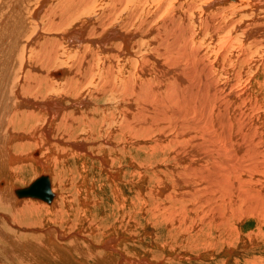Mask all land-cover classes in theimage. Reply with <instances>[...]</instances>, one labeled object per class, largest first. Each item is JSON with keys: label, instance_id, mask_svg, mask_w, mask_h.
Here are the masks:
<instances>
[{"label": "rangeland", "instance_id": "1", "mask_svg": "<svg viewBox=\"0 0 264 264\" xmlns=\"http://www.w3.org/2000/svg\"><path fill=\"white\" fill-rule=\"evenodd\" d=\"M41 15L30 23L39 21ZM0 36H3V31H0ZM236 40L238 39L236 38ZM74 62L70 60L65 66L60 65L50 69V71L52 73L57 69L64 72L76 71L79 62ZM71 66H73V69ZM224 69L229 71L228 67ZM253 72L256 73H254L252 81L249 82L240 81L237 77L236 81L233 80L235 78L224 79L226 78L224 76H221L220 79L224 87L227 85L226 87L230 90L234 87L232 88L233 91L227 89L226 92L227 94L230 92L235 93V96L234 94L233 97L230 96V101L237 100L236 102H238L239 98L245 102L244 105L239 100L242 103V108L239 111L248 113V118L254 113L250 120L245 119V123L239 121V125L220 124L219 126V111L211 112V114L209 112L206 116L208 121H205L204 126H198L197 129L191 127L187 131H197V134L204 133L202 141L208 142L209 140L212 143L216 141L214 144L220 143V145H226L228 141L231 143L250 142L254 144L258 142L259 137L263 136L264 139V68L258 67ZM248 76L249 73L246 78ZM50 77L56 82L62 80L60 76V78ZM87 80L90 81V79ZM87 80L83 84L72 83V87L69 88L70 91L69 89H63L62 92L52 96L53 99L60 100L57 102L60 105V111L54 117L52 116L49 123H39L36 118L32 117L29 123L14 124L11 133L15 136V139L10 142H3L4 134L1 130L5 127L1 126L6 120V115L1 112V110H5V107L0 103V107L2 106L0 108V181L5 183L0 190L4 189L5 186L8 189L24 188L40 175H47L50 177L52 192L56 194L53 202L49 205L37 200H18L15 196L14 198L11 195L9 197V194H5L6 196L3 197L4 201L7 200L6 203L0 199V264H264V204L261 202L253 209L255 199L258 198L256 195L257 190L254 194L244 198L235 195L238 196L236 199L233 196V188L236 183H239L240 189L248 190L251 180H253L252 183L261 185L260 182H264L263 177H259L258 173H255V175L259 178L257 176L253 177L255 175L252 177L246 176V174L239 175L238 171L242 168V163L247 164V162L242 161L240 165H237L240 163L238 162L235 164L236 167L231 166L232 168L229 167L230 169L226 171L221 167V164L219 165L221 162L217 158L218 162L214 163L216 161L214 157L210 158V155L203 157L199 153L193 161L197 164L194 167L195 169L193 163L192 167L180 171L181 174L177 171L176 173L173 168H178L177 165L179 164V168H183V165H181L182 162L177 161L176 158L174 159L173 151L175 149L173 148L175 146H172V143L166 138L173 136L172 134L175 131L169 129L172 134L167 130V134L165 133L164 136L163 133L162 137L159 133H161V129H164V125H153L151 121H145L146 119L143 118H141L144 120L143 123H152H150L152 127L149 124L151 129L149 125L147 126L148 123L142 124L143 126L139 130L141 131L142 128L145 130L141 132L133 127H128L126 125L128 120L126 119L130 118L127 115L131 117V120L135 117L133 114L126 115L125 109H122L125 108L126 98L119 93H109L113 97L102 96L97 99L99 96L97 94L98 86L95 93H93V87L87 84ZM227 82L228 84H226ZM246 83L247 85H245ZM236 84L237 86H235ZM248 86L250 87L248 88ZM235 89H239L240 93L239 90ZM241 90L244 92L242 93ZM25 91H29V88H26ZM245 93L246 97L244 96ZM253 98L256 102H253ZM257 100L261 101L258 105L256 104ZM42 103H48V101H41L38 106H41ZM248 103L253 105L249 107ZM246 105H248V109ZM132 107L133 105L129 106V110L136 109ZM122 110L125 114L122 113ZM246 110L247 112H245ZM248 110L251 111V114ZM216 112L217 114H214ZM225 113L228 120L230 114L229 112ZM68 115L74 120H67ZM122 115L125 116V119ZM217 115L219 117L216 118L218 124L214 119ZM60 119L63 125L56 127ZM234 120L236 121V119ZM207 123L208 125L219 126V128L223 126L222 129L220 128L221 133H218L216 127L208 126ZM241 124L246 125L241 126ZM144 125L147 128H144ZM107 126L112 128L109 129ZM155 126L157 130L153 128ZM249 126L255 131L260 128L257 130L258 132L256 131L257 136L246 133ZM224 127L225 130H223ZM239 129L243 130L240 131ZM237 133L240 134L241 138L236 136ZM228 134L232 136L230 137ZM160 141L163 142L162 149V145H158L161 144ZM164 141L169 144L164 143ZM74 145H79L82 149L76 150L73 147ZM10 151L17 160L13 157L10 160L11 162L9 161L6 153H10ZM237 155H239L238 151ZM202 157H207L204 161L205 164ZM35 158L46 161L45 169L37 165L36 160H33ZM196 158L199 161L202 158V162L195 161ZM15 161H18V163ZM7 164L8 167H6ZM251 164L249 162L247 165L251 166ZM204 165H207V167ZM208 166L212 168H208ZM238 166L239 170L236 171ZM200 167L205 168L200 170ZM196 168H199V170ZM206 170L209 172L213 170L214 174L212 171L208 172L209 176H204L203 174H207L205 173ZM187 171L190 172V175ZM224 171L227 174L223 173ZM182 172H185V174H182ZM220 174L227 177V179L222 178L224 183L221 182L220 177L222 176ZM214 175H217L216 178ZM201 176L206 178V180L203 179L205 182H202L203 177ZM194 178L198 181L196 180V182ZM213 182L216 184L218 182L219 185L221 183V187L217 184L219 187L216 185L218 187L216 189ZM202 183L206 185L207 189ZM229 183L232 185H229ZM234 194H236V191ZM184 197H187V199ZM9 198L11 199L9 200ZM24 202L36 204L29 210L24 209L21 212H16V218L14 217L16 221L13 223L12 218L6 212L11 208L14 209L16 204L19 205ZM4 204L6 207L9 206V209L5 207L4 210ZM44 208H50L51 212L49 211L47 214ZM52 208L53 210H51ZM121 260H124L123 263H121Z\"/></svg>", "mask_w": 264, "mask_h": 264}, {"label": "bare ground", "instance_id": "2", "mask_svg": "<svg viewBox=\"0 0 264 264\" xmlns=\"http://www.w3.org/2000/svg\"><path fill=\"white\" fill-rule=\"evenodd\" d=\"M40 14L42 15L39 21L30 23L34 22ZM28 17L30 19L29 21ZM0 31H3V36H0V103L5 107V110H1V112L6 115V120L1 126L5 127V129L1 130L4 134L3 142H10L12 139H15V136L11 133V130L14 129V124L29 123L32 117L36 118L39 123H49L52 120V116L54 117V115L60 111V105L57 103L60 100L53 99L52 96L62 92L63 89L71 88L72 83L83 84L87 79H90V81L87 80V84L93 87V89L91 88L93 93H95L98 86L97 94L99 96L97 99L102 96L113 97V95H109V93H119L126 98L125 108L122 109H125L126 115L133 114L135 117L131 120V117L127 115V117L130 118L126 119L128 120L126 122L128 127L139 130L143 126L142 124L145 123H143V119H146L145 121H151L153 125H164V129L160 128L161 133H159L162 137L163 133L165 136L167 130L172 134V131L169 129L175 131V133L172 134L173 136L166 138L172 143V146H175V148H173L175 149L173 151V157L174 159L176 158L177 161L182 162L181 165H183V168H179V164L177 165L178 168L172 167L173 171L180 173V171L186 170L190 166L192 167L193 161L199 153V155L203 157L209 155L210 158L214 157L216 160L214 163L220 161L221 163H219V165L221 164V167L226 171L232 168L231 166H235L238 162L240 163L237 165H240L242 161L247 162V164L251 162V166L242 163L240 171H238L239 166L238 169L236 168V171L239 172V175L246 174V176L249 175L251 177L255 175V173H258L259 177L261 176L263 177L262 179H264L263 136L259 137L260 139L258 142L254 144L250 142L231 143L228 141L226 145H220V143L214 144V142H216L214 140L213 143L208 139V142H205V140L202 141L204 133L197 134V131H187V129L191 127L197 129L198 126H204L207 120L206 116L209 112L211 114V112L219 111L220 118L218 115L215 118L213 117L214 119L219 118V126L220 124L239 125V121L244 122L245 119L248 118V113L246 114L239 111L242 108V100L238 98V102H236L237 100L230 101V96L233 94L235 96V93L230 92L227 94L228 87H226L227 85L224 87L220 79L221 76H224L226 77L224 79L235 78L233 80L236 81L237 77L240 81L249 82L252 81L255 75L254 73H256L253 72L255 69L258 67L264 68V0H0ZM236 38L238 40H236ZM75 59V62H79L76 71L64 72L61 69L55 70L54 73L50 71V69H54L60 65L65 66L70 60L74 62ZM225 67H228L229 71L224 69ZM71 68L73 69V66H71ZM248 73L249 76L246 78ZM50 76H60L62 80L61 82H56L50 79ZM247 83L245 85H247ZM226 84H228V82ZM235 86H237V84ZM249 87L250 86H248V88ZM26 88H29V91H25ZM243 92L244 91H242V93ZM245 95L246 93L244 96ZM240 98H242V96ZM247 98L245 99L248 100ZM41 101H48V103H42L41 106H38ZM254 101L256 102L255 99L253 102ZM259 102L261 101L257 100L256 104L258 105ZM243 103L245 105V102ZM263 103L261 104L262 106ZM131 105L136 109L129 110V106L131 107ZM252 105L249 104V107ZM247 106L248 105H246V108ZM250 110H248V112L251 114ZM217 112L214 114H217ZM225 112H229L230 114V118L228 115L229 121L226 119L227 116ZM245 112H247V110ZM122 113H124L123 110ZM253 114L254 113H252V116ZM122 116L123 119H125V116ZM250 118L248 119L250 120ZM234 119H236V121ZM67 120L73 121L74 119L72 120L68 115ZM61 121V119L58 121L56 127H61V125H63ZM215 121L217 122V119ZM151 122H146L145 124L148 123V126ZM218 122L216 124H218ZM246 124H241V126H245ZM211 125L218 129V133H221V127L219 128V126L213 124L208 126ZM144 126V128H147L146 125ZM155 127H153L154 130H157V127L156 129ZM107 128L111 129L112 127L107 126ZM223 130H225V127ZM253 130L254 129L249 126L246 133L254 136L257 134V130H254V132ZM236 136L241 138L240 134ZM166 141H164V143ZM162 143L163 142L158 145H162ZM204 144H206V146H204ZM234 146H236L237 149H235L236 147L234 148ZM73 147L76 150L82 149L79 145H74ZM162 148L163 145L161 146V149ZM237 151L239 155H237ZM6 154L8 155L7 158H9V161L13 159L14 155L11 151ZM21 157L17 158L23 159ZM61 157L63 158V156ZM202 158L200 161L196 158L195 161L202 162ZM203 159L204 162L207 157ZM33 160H36L35 162L37 165L41 166V168L46 166V161H41L39 158ZM9 161L7 162L9 163ZM15 162L18 163V161ZM205 163L206 162H204V164ZM9 165L7 164L6 167ZM196 165L197 164H195L193 168L196 167ZM211 165L213 166L212 163ZM177 166L175 165V167ZM205 167H207V165ZM205 167H200V170H203ZM210 167L208 166V168ZM196 169L199 170V168ZM208 170H206V172L203 171L207 173L203 174L204 176L213 171L209 172ZM187 172L190 175V172ZM201 172L200 175L202 174ZM220 172L222 173L221 170ZM223 173L226 172L224 171ZM182 174H185V172H182ZM191 174L193 175L192 172ZM1 175L3 176V174ZM216 176L217 175H214L215 178ZM221 176V182H223V177L227 179L224 174ZM256 176L257 175L253 177ZM194 177L196 178V176ZM39 178H41V180L37 188L40 192L50 195L48 201L33 197H18L16 195L18 190L27 188ZM200 179L199 177V180ZM203 179L206 180V178L203 177L202 182L204 181ZM196 180L198 181V179ZM245 180L248 181L247 179ZM193 181L190 182L193 183ZM252 181L253 180L250 181L248 190L240 189L239 183H236L233 188L236 194L233 193V196L239 195V197L241 196V198H244L254 194L257 190L256 195L258 198L255 199L253 205V209H255L261 202L264 204V182H260L261 185H259L252 183ZM33 182L24 188L8 189L5 186L4 189L0 190L1 201H4L3 197L5 194H9V197L10 195L12 198L15 196L18 200L30 199L42 201L47 205L51 204L56 194L52 192L50 177L47 175H40ZM231 183H229V185L235 182ZM4 184V181H0V189L3 188ZM214 184V186H216L218 182ZM222 185L224 186V184ZM45 186L48 189L47 191ZM217 186L216 189L219 187ZM202 189L205 191L204 188ZM181 193L183 194L182 191ZM235 197L237 199L238 196ZM184 198L187 199V197ZM10 199L11 198H9V200ZM24 203H20L19 205L16 204L14 209L11 208L6 212L12 218L13 223L16 221L14 219L16 212H21L24 209L29 210L36 204L33 202V204L29 202L26 204ZM250 205H252V203H250ZM3 207L5 210L6 205L4 204ZM54 207L56 208V206ZM229 207L232 208L231 206ZM6 208L9 209V206ZM53 208L51 210H53ZM44 209L48 214L50 208ZM50 216L49 213V217ZM217 218L215 219L217 220ZM121 257L124 259L122 255ZM124 260H121V263H123Z\"/></svg>", "mask_w": 264, "mask_h": 264}, {"label": "water", "instance_id": "3", "mask_svg": "<svg viewBox=\"0 0 264 264\" xmlns=\"http://www.w3.org/2000/svg\"><path fill=\"white\" fill-rule=\"evenodd\" d=\"M40 180H41V178H39L38 180H36L32 184H30L27 188L22 189V190H18L16 192V195L18 197H33L36 199H42V200L48 201L50 198V195L40 192L37 188L39 186ZM45 188L47 191L48 189L46 186H45Z\"/></svg>", "mask_w": 264, "mask_h": 264}]
</instances>
